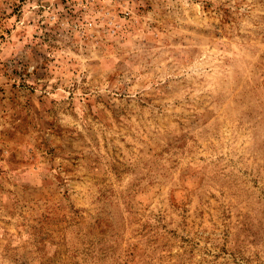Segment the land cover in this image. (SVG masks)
Instances as JSON below:
<instances>
[{
  "label": "rangeland",
  "instance_id": "obj_1",
  "mask_svg": "<svg viewBox=\"0 0 264 264\" xmlns=\"http://www.w3.org/2000/svg\"><path fill=\"white\" fill-rule=\"evenodd\" d=\"M0 264H264V0H0Z\"/></svg>",
  "mask_w": 264,
  "mask_h": 264
}]
</instances>
